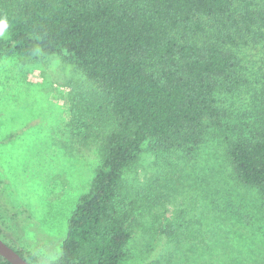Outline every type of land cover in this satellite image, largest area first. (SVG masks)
I'll list each match as a JSON object with an SVG mask.
<instances>
[{"label":"trees","instance_id":"trees-1","mask_svg":"<svg viewBox=\"0 0 264 264\" xmlns=\"http://www.w3.org/2000/svg\"><path fill=\"white\" fill-rule=\"evenodd\" d=\"M250 38L264 53V0H0V56L57 55L93 85L71 97L68 127L80 144L97 140L101 159L55 260L11 247L29 264L125 261L135 230L167 213L155 184L129 201L125 175L147 152L196 157L222 125L221 95L241 87L238 47ZM260 92L225 154L235 181L264 203V85ZM175 215L162 228L168 238L186 227Z\"/></svg>","mask_w":264,"mask_h":264},{"label":"rangeland","instance_id":"rangeland-1","mask_svg":"<svg viewBox=\"0 0 264 264\" xmlns=\"http://www.w3.org/2000/svg\"><path fill=\"white\" fill-rule=\"evenodd\" d=\"M262 49L252 38L240 43L241 87L221 95L222 125L209 130L193 160L162 161L147 152L125 175L129 201L155 184L167 213L135 230L121 264H264V203L235 181L225 154L250 120L240 117L262 100ZM92 88L60 56H0V227L7 244L41 263L59 256L101 165L98 141L80 144L68 127L71 97ZM176 211L186 227L168 238L162 228Z\"/></svg>","mask_w":264,"mask_h":264},{"label":"water","instance_id":"water-1","mask_svg":"<svg viewBox=\"0 0 264 264\" xmlns=\"http://www.w3.org/2000/svg\"><path fill=\"white\" fill-rule=\"evenodd\" d=\"M0 256L7 260L10 264H29L22 256H20L11 246L0 238Z\"/></svg>","mask_w":264,"mask_h":264}]
</instances>
